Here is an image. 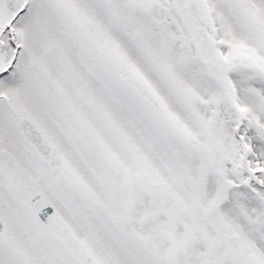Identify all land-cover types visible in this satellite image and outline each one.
Returning <instances> with one entry per match:
<instances>
[{"label": "snow or ice", "instance_id": "obj_1", "mask_svg": "<svg viewBox=\"0 0 264 264\" xmlns=\"http://www.w3.org/2000/svg\"><path fill=\"white\" fill-rule=\"evenodd\" d=\"M0 264H264V0H0Z\"/></svg>", "mask_w": 264, "mask_h": 264}]
</instances>
